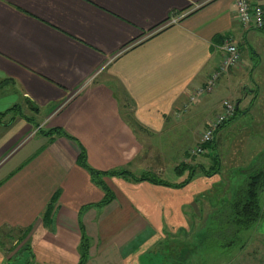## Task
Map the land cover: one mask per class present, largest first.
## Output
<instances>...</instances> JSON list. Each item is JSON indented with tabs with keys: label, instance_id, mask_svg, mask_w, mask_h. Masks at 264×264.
<instances>
[{
	"label": "crops",
	"instance_id": "obj_1",
	"mask_svg": "<svg viewBox=\"0 0 264 264\" xmlns=\"http://www.w3.org/2000/svg\"><path fill=\"white\" fill-rule=\"evenodd\" d=\"M233 2L0 0V113L19 105L0 115V232L28 230L31 249L15 261L0 244V264H170L159 243L191 230L198 212L186 209L217 179L170 187L107 175L113 198L101 204L105 191L79 155L83 148L100 171L177 182L164 177L170 168L183 176L169 153L185 155L187 96L221 63L226 38L242 63L224 88L244 86L252 102L261 95L246 81L264 82L256 75L264 29L242 27ZM39 123L46 132H33ZM259 151L249 149L253 159ZM261 204L262 219L245 234L254 229L264 239V193Z\"/></svg>",
	"mask_w": 264,
	"mask_h": 264
},
{
	"label": "rangeland",
	"instance_id": "obj_2",
	"mask_svg": "<svg viewBox=\"0 0 264 264\" xmlns=\"http://www.w3.org/2000/svg\"><path fill=\"white\" fill-rule=\"evenodd\" d=\"M241 63L223 72L213 84L208 83L212 76L211 73L201 87L193 90L187 96V102L183 109L187 115L185 128H183L179 142V144L181 143V148L185 150V155H182V150L179 153H169L170 161L176 165L178 164L177 166L175 165V170L183 176L178 178L170 168L164 178L171 181L177 180V182H169L171 185L167 186L170 187H175L174 184L186 181L190 177V171L184 169L183 164L189 163L196 166L197 170L192 179L205 176L217 179V181L213 180L215 183L213 182L210 187L196 195L195 207L192 205L195 209L189 207L186 209L191 213L193 210L198 212V214L195 213V217H189L193 219L191 221V230L176 234L168 233L167 240L159 243L160 250L167 255L166 257L169 259L170 264H181L183 260L187 264H264V239L259 237L254 229L246 231V234L244 230V234L241 233L239 235V240L235 245L228 248H223L218 244L210 246L203 239L205 232L211 225L210 218L212 214L218 207H221L222 199L232 198L233 191L236 189L240 177H242L240 171L252 162L253 158L249 153V149L262 151L264 147V82L259 80L261 81L259 84L263 83L259 88V84L252 83L250 80L246 81L250 86L256 88L257 93H255V96L258 97L259 89L261 91V95L255 102H252L254 95H247L249 90H246L244 86L241 88L233 87L232 91H230L229 88H224L226 83L222 82ZM256 75L264 76V65ZM246 95L249 98L244 102ZM27 104H29L28 101H26ZM16 105L18 106V104ZM26 105H24V111L30 115L31 112ZM236 110L238 111L237 115L234 114ZM225 112L228 115L226 118L228 121L214 138L216 151L222 161L221 172L218 175H213L214 177L206 176L202 173L203 169L200 166L203 165L205 169L211 168L214 163L212 150L210 149L197 155H191L190 151L197 145L202 133L209 127L210 123H213ZM234 116L235 118H233ZM46 128L45 123H39L36 124L33 132H45L47 131L45 130ZM258 153L253 154L257 155ZM103 200L99 202L103 204ZM199 209H202L201 213ZM24 232L23 230L11 232L9 229L0 232L4 251L15 261L19 260L18 258L23 255H25L24 258L27 257L23 249L26 245H30V238L29 233L24 234ZM202 251L204 253H201ZM197 253L198 256L195 260L194 256Z\"/></svg>",
	"mask_w": 264,
	"mask_h": 264
},
{
	"label": "trees",
	"instance_id": "obj_3",
	"mask_svg": "<svg viewBox=\"0 0 264 264\" xmlns=\"http://www.w3.org/2000/svg\"><path fill=\"white\" fill-rule=\"evenodd\" d=\"M262 29H264V27L258 30ZM2 86L3 82L0 80V90ZM18 106L15 104L7 111L0 113V115L12 110H16ZM234 114L237 115L238 111L236 110ZM233 118H235V116ZM227 121L228 120H225L222 124H220L218 129H216L213 133L212 138L204 143L205 152L211 149L213 152L212 158L214 160L213 165L209 169H205L203 165L200 166V168L203 169L202 173L206 176H213L221 172L222 161L221 157L216 151L214 138L222 129V127L225 126L224 124L227 123ZM49 132L67 134L61 128H54ZM79 163L89 169L93 180L105 191V198L102 201L103 204L110 202L113 198L112 191L103 180V176L121 175L128 176L135 181L148 180L156 184L171 185L168 181L163 180L157 174L152 172H144L140 176H136L130 171L124 169L114 171H100L91 168L87 163L86 152L83 148L79 155ZM183 167L184 169H188L190 171V177L186 181L174 184L175 187H183L187 185L197 172L196 166L190 165L189 163H184ZM240 175L242 177H240L237 187L233 191L232 198L222 199L221 207H218L219 209L217 208L210 218L211 225H209V229L203 236L204 242L210 246L218 244L223 248H228L235 245V243L239 240L238 238L242 231L251 228L252 226L259 223V221L262 219L263 206L261 204V199L264 193V150L258 153L252 162L246 168H243V170L240 171ZM54 213L55 207L53 200V202L48 205L43 215V221L48 224L51 218H53ZM28 232L29 231L27 230L24 232V234H27ZM23 250L30 251V245H26ZM83 250H85V254L82 257V260L84 261L87 254L86 252L88 250L86 242L83 244Z\"/></svg>",
	"mask_w": 264,
	"mask_h": 264
},
{
	"label": "built area",
	"instance_id": "obj_4",
	"mask_svg": "<svg viewBox=\"0 0 264 264\" xmlns=\"http://www.w3.org/2000/svg\"><path fill=\"white\" fill-rule=\"evenodd\" d=\"M233 5L238 22L242 27L247 29H260L264 27V6L258 3H253L250 0H234ZM177 20L178 19H174L170 23H167V25L176 22ZM162 28L163 27H160L158 30ZM222 50L223 56L221 63L214 71H212V76L208 82L209 84H213L214 81L229 68L237 66L242 59L238 45L233 42L231 38L225 41ZM229 107L231 108V106ZM227 117L228 115L226 112L222 113L213 123H210L209 127L202 133L197 145L190 151L191 155L202 154L205 152L204 143L212 138L215 130L218 129L220 124H222Z\"/></svg>",
	"mask_w": 264,
	"mask_h": 264
}]
</instances>
